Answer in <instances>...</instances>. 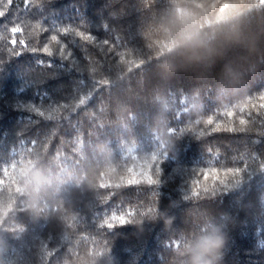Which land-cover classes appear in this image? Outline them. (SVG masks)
Listing matches in <instances>:
<instances>
[{
	"label": "trees",
	"instance_id": "16d2710c",
	"mask_svg": "<svg viewBox=\"0 0 264 264\" xmlns=\"http://www.w3.org/2000/svg\"><path fill=\"white\" fill-rule=\"evenodd\" d=\"M0 12V264H264V0Z\"/></svg>",
	"mask_w": 264,
	"mask_h": 264
},
{
	"label": "snow or ice",
	"instance_id": "6c2138e0",
	"mask_svg": "<svg viewBox=\"0 0 264 264\" xmlns=\"http://www.w3.org/2000/svg\"><path fill=\"white\" fill-rule=\"evenodd\" d=\"M24 2L27 4V3H30V0H24ZM11 3V0H9V4ZM4 15V12H0V16H3ZM18 25L17 24H13L11 25L10 27H7V30L13 34H17L19 31H22V28H18L17 27ZM53 40L56 39V37H52ZM10 44L12 45H15L17 43L16 40H10L9 41ZM43 51L47 54H51L47 48V46L43 49Z\"/></svg>",
	"mask_w": 264,
	"mask_h": 264
},
{
	"label": "clouds",
	"instance_id": "9594fccd",
	"mask_svg": "<svg viewBox=\"0 0 264 264\" xmlns=\"http://www.w3.org/2000/svg\"><path fill=\"white\" fill-rule=\"evenodd\" d=\"M210 244H212L214 247H219L222 245L223 237L220 235H216L215 237L210 238ZM193 264H197L195 260H193ZM204 264H212L211 260H206Z\"/></svg>",
	"mask_w": 264,
	"mask_h": 264
}]
</instances>
